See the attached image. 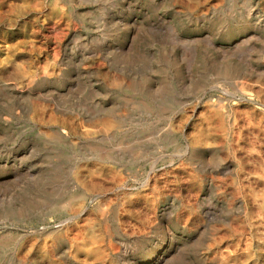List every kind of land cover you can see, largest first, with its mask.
Instances as JSON below:
<instances>
[{
    "label": "rangeland",
    "instance_id": "374dc122",
    "mask_svg": "<svg viewBox=\"0 0 264 264\" xmlns=\"http://www.w3.org/2000/svg\"><path fill=\"white\" fill-rule=\"evenodd\" d=\"M263 64L264 0H0V264H264Z\"/></svg>",
    "mask_w": 264,
    "mask_h": 264
},
{
    "label": "bare ground",
    "instance_id": "6f19581e",
    "mask_svg": "<svg viewBox=\"0 0 264 264\" xmlns=\"http://www.w3.org/2000/svg\"><path fill=\"white\" fill-rule=\"evenodd\" d=\"M190 0H186L187 3H189ZM170 21V22H169ZM163 22V23H157V27H167L170 26L171 23H174L175 19L172 18L171 20ZM233 33V32H231ZM228 40L230 38H227ZM231 62H233L232 56L228 57L226 59V66L223 70H221L222 73H229L230 70H232ZM264 76V64L262 65V71H260V78ZM117 83H119L117 81ZM258 84V91H256L255 100L250 99L251 102L254 104L262 105L264 103V82H261V79L257 81ZM243 88L240 90L242 91ZM242 92L237 97L239 100H243L244 96H242ZM191 112L195 114L197 112V109H192ZM200 118V123H195L193 128L191 129L188 136L185 137L186 140L189 142V146L192 148L194 157L199 158L201 157V150L198 148L201 145L207 144L209 142V111L207 112H199L198 114ZM113 122L111 120H104L102 121L98 126L97 134L101 136H105L111 128L113 127ZM264 127V126H263ZM100 172L97 174L98 178L100 176ZM100 179V178H99ZM101 182L97 183L96 185H91L92 188H97L99 191L104 189V183L108 182L112 185L116 190H119L123 187L122 183L124 182V179L120 177V175H117L116 172H111L110 175H108V178L106 176L101 177ZM82 190L86 192L87 185H82ZM100 197V196H99ZM139 199V197H133L129 198L126 197L124 200H127L128 204H131L133 200ZM131 211H128L127 215L128 217H132L133 214H130ZM79 215L75 216V219H77ZM89 221V220H87ZM122 223V222H120ZM73 230L76 231L73 237H70L72 235ZM84 230V231H82ZM122 232V231H121ZM125 235V233L122 232V235ZM64 239L70 241H74L72 243L73 247L76 249V252L79 253V251H84L86 254V258L84 260V264H92V258L102 257L109 253L111 249H113L112 244H106L104 235L100 233H95L94 230H92V227L87 229L82 228L78 221H75L74 223H71V227H66L64 230ZM169 255H170V247H166L165 249L156 252L153 256H145L143 259H145L144 264H166L169 262Z\"/></svg>",
    "mask_w": 264,
    "mask_h": 264
}]
</instances>
